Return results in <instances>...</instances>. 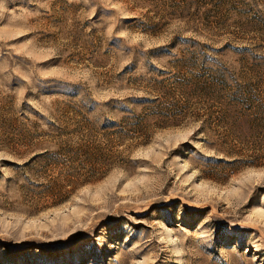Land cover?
Segmentation results:
<instances>
[{"label": "rangeland", "instance_id": "rangeland-1", "mask_svg": "<svg viewBox=\"0 0 264 264\" xmlns=\"http://www.w3.org/2000/svg\"><path fill=\"white\" fill-rule=\"evenodd\" d=\"M0 264H264V0H0Z\"/></svg>", "mask_w": 264, "mask_h": 264}, {"label": "trees", "instance_id": "trees-1", "mask_svg": "<svg viewBox=\"0 0 264 264\" xmlns=\"http://www.w3.org/2000/svg\"><path fill=\"white\" fill-rule=\"evenodd\" d=\"M205 130V129H204ZM205 132H207V130H205Z\"/></svg>", "mask_w": 264, "mask_h": 264}]
</instances>
